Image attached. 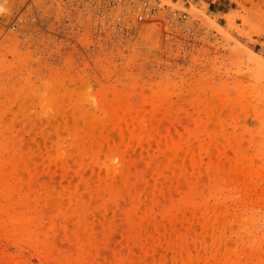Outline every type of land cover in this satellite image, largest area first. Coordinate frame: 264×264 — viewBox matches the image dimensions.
Wrapping results in <instances>:
<instances>
[{"label": "rangeland", "instance_id": "obj_1", "mask_svg": "<svg viewBox=\"0 0 264 264\" xmlns=\"http://www.w3.org/2000/svg\"><path fill=\"white\" fill-rule=\"evenodd\" d=\"M21 2L29 3L25 17L36 12L35 22L19 30L0 22V264H14L10 257L20 264H81L73 236L78 232L88 243L91 264H175L182 233L205 240L203 246L190 243L192 255L200 257L192 264H264V0H0L5 24L12 20L14 4ZM146 3L149 16L139 19ZM144 95L152 100L161 96L171 106L170 116L180 117L182 126L194 133L198 120L209 121V129L220 136L216 145L206 138L214 156H205L203 173L193 175L200 191L197 201L204 208L198 221L192 222L191 207L173 210H178L179 222L161 221L160 209L167 200L179 197L190 184L169 182L164 193H157L152 159L143 146L133 145L131 160L127 158L134 168L130 180L111 181L121 190L117 209L105 201L107 191L94 198L92 185L81 199L84 193L75 187L82 178L74 169L77 161L90 163L88 154L96 151L98 141L108 152L120 139L113 124L106 127L84 110L101 107L106 100L138 105ZM165 117L159 113L155 123L162 135L171 137L175 124L163 121ZM68 123L81 128L77 148L70 145ZM61 140L73 153L65 159L70 161L66 171L46 157ZM158 144L153 143V160L170 163ZM194 145L200 148L196 140ZM169 153L174 154L173 173L184 158ZM89 170L85 173L93 175ZM139 196L141 210H136ZM67 198L87 200L88 219L76 206L60 213L59 205L65 206ZM151 202L153 217L144 218ZM30 204L43 210L44 233L66 255L44 259L21 223L12 221L16 216L35 223ZM51 218L56 219V232L49 227ZM101 221L107 222L103 228ZM94 229L97 238L90 235ZM168 231L173 238L159 240ZM138 233L147 239L137 238L133 244L129 238ZM121 254L125 261L132 259L117 261Z\"/></svg>", "mask_w": 264, "mask_h": 264}, {"label": "bare ground", "instance_id": "obj_2", "mask_svg": "<svg viewBox=\"0 0 264 264\" xmlns=\"http://www.w3.org/2000/svg\"><path fill=\"white\" fill-rule=\"evenodd\" d=\"M254 57H258V56L254 55ZM259 60H260V58H259ZM160 95L163 97V95H165V94H160ZM161 96H157L156 97L157 99L152 100V98H148L147 96L144 95L143 102H141L138 105H134L132 103L124 105L121 101H120V103L117 102V104H116V102L110 104L108 102V100H106L108 103L105 102V105H102L101 107H98V108L93 107V108H86V109L84 108L85 110L83 109L84 111H86L87 115L92 117V120L100 119L101 124L106 126V127L110 124H113L116 128V131L119 133L120 139L118 142L119 144H113V143L111 144L110 151H108V152H106V148H104V145H102V143L100 144L98 141V143L96 144V145H98L97 148L92 147L93 149H96V151L95 150L93 151V149H92L93 152H91V154L88 152L90 155L87 153L88 156L91 158L90 159L91 161L88 164L82 163L83 161H81V162L79 161L80 162L79 163L77 161V158L75 159L77 161V165L72 163L75 165V166L74 165H72V166H74V169L78 173H81V177H82L80 183H78L75 187L77 188L79 193H81L83 191L84 194L82 193L83 194L82 197L83 196L86 197L85 196L86 193L89 192V190H91L92 187H95V186H96L95 187L96 190L95 189L94 190L96 191L95 192L96 194H94V192L92 191L93 189L91 190V192L93 193V194L92 193L91 194L94 196V198H96V196L98 197L97 194H98V192L100 194L101 190L107 191L109 194L108 195L109 200L107 199L105 201H108V202L110 201V203L113 204V209H114V207L117 209V207H120V205H121V203L118 201V199L121 198V195L119 194V190H120L119 188L120 187L116 184L114 185V183L112 184L111 181L112 180H115V181L118 180V177L119 178L125 177L127 182L130 180V177H131L132 171H133L132 170L133 164H132V166L127 165L128 161H129L128 159H130L128 156L132 155L131 152L133 150V145L134 146L137 145L138 147L143 146V148H145V150H146V154L152 159L151 165L154 168L153 170L155 171L154 182H155V186L157 189L156 190L157 193L158 192L164 193L163 185L168 184L169 182L176 184L178 187L179 186L181 187L184 182H189V184H190V186L188 188L182 190L181 195L179 197L173 196L169 200H167L166 205H164L163 208L160 209L161 210L160 214L162 217V218L160 217L162 219L161 221H163V222L167 221L170 223L179 222L180 218L178 216L179 213L177 211L179 210V208H182V207L193 208L192 222L198 221L199 218H201L200 212H204L203 211L204 208L202 206H200L199 202L197 201V197L200 194V191H199L196 180H194V178H193V175H198V174L203 173V161L202 160L205 156H208V157L214 156L213 152L210 150V148H208V145L205 143L206 138H211V141L214 145H216L217 143H220L221 141L217 142V139H218L217 136L218 135H216V134H218V133H216V132L212 133V131H211L212 128L209 129V127H208V125H210V123H208L209 121L208 122H203V121L200 122L198 120L197 127H198L199 131L196 133L193 132V130H192V128H190V126L189 127L186 126V124H185V126H182V123L180 122L182 120L179 121L180 117H179V119H177L178 116H176V118H173V116H170V114H171L170 111L172 110L171 106L169 107L167 104L165 105V103H163L161 101V99H162ZM120 97H122V96H119V97L117 96L116 98L120 99ZM149 104H151L152 107H149L148 106ZM97 110L100 111L103 115H101V116L97 115V113H96ZM162 112L166 114V117L162 119L163 121L164 120L165 121L170 120L175 124V130L173 131L171 137H168L165 134L162 135L160 133L159 126L155 123L156 116ZM67 122L68 121H66V123ZM79 123H80V121H79ZM66 125L70 131L71 137L73 138V140L71 139L72 143H70V141H69V143L71 146H73L72 148L75 147L74 145H77L76 146V148H77L78 144L80 145L79 137H83V135L80 136V134H82L81 128L77 124L75 125V124H69L68 123ZM180 127H182V128H180ZM154 130H156L158 132L154 133ZM209 131H211V132H209ZM92 134H93V132L90 133V135H92ZM218 137H220V136H218ZM220 139L221 138H219V140ZM156 140L159 142L158 147H157L159 153L169 157L170 161H171L170 163H168V164L157 163L156 161L153 160V158H154L153 154H152L153 147H154L153 143ZM195 140L199 142L200 148L195 147V145H194ZM59 142L60 143L62 142V144L57 143L55 152L49 153V152H51L49 150V152L46 153V157H47V159H48V157H50L52 159L51 164H53V166L55 165L56 169L58 167V168H60L62 170L64 169L66 171L65 168H67V166H70L67 164L70 161L65 160V159L68 158L67 156L73 155V153L71 152L72 153L71 154L70 152L66 151L67 149H65L66 148V147H64L65 145L63 146V143L66 144L65 140L64 141L61 140ZM108 143H110V142H108ZM165 145H166V147H165ZM71 146H68L69 149ZM94 147H95V145H94ZM69 149H68V151H70ZM145 150H144V152H145ZM169 150L174 151V153H176L177 156L184 158L183 164H181V166L179 167L180 169L174 170L173 173L170 172V169L172 167L171 166L172 163H174V161H173L174 154H172V153L170 154ZM72 151H73V149H72ZM73 152H75V151H73ZM100 153H103L104 157H101L102 155L100 156ZM220 154H221V156H227L228 151L227 150H221ZM21 158H25L24 155H22ZM71 158H72V156H70L69 159H71ZM38 161H39V159H38ZM67 161H69V162H67ZM37 163H39L40 166L47 164L46 162H44V164H40V162H37ZM51 167H52V165H51ZM87 169H90L92 171L90 174H93L97 177V179L94 178L95 184L91 181V179H93L92 178L93 175L89 174L90 176H88V171L85 173V171ZM164 170H168L169 173L165 174ZM85 174H87L88 177ZM214 183H215V181H214V179H212L211 184L213 185ZM92 185H95V186H92ZM116 186H118V190L116 189ZM86 190H87V192L85 193ZM120 192H121V190H120ZM159 194H157V195H159ZM82 197H81V199H84V197L83 198ZM140 198H141V196L137 197L134 200L133 208H135L136 210H141V206L139 205V199ZM37 199H40V198H37ZM81 199L76 200L75 198H70V199L67 198L65 201L67 203L66 204L67 206L62 205V204H64V202H63L59 205L58 210L60 211V213H62L65 211L64 210L65 207L70 208V206H76L77 209L79 210L78 212L80 213V215L81 214L83 215V213L80 211L84 210V214L86 213L84 206L87 204L84 202L87 200H85L83 202V200H81ZM148 201H149V199L147 200V202ZM150 204L151 205H149L147 207V209L145 210V212L143 214L144 218L151 219L153 217V210H154L153 205L155 203L151 202ZM30 206H31L30 209L33 210V213H34L35 223H31V222L27 221L26 217L19 218L16 216H14L12 221L14 223H16L18 221L21 223L22 229L31 236V239L33 240L35 247L40 252V254H42L44 259H46V260L58 259L59 255H64V254L66 255L67 250L57 247L55 239L51 238V235H49L48 233L47 234L44 233V231H47V229H46V225H45V218H44L45 214L43 213V210H39L38 206L35 204H30ZM105 206H106V203L104 204V200H103V207H105ZM110 206H112V205H110ZM175 209H178V210L175 211L176 213L174 212L175 213L174 214L173 210H175ZM106 210H108V209L106 208ZM181 210H179V212ZM104 213L105 212H103V214ZM67 215H69V214L67 213ZM103 216L105 217L107 215H103ZM86 217H87V215L85 216V218ZM104 217H102V218L104 219ZM97 218L99 219L100 217H97ZM105 218H107V217H105ZM181 218H183V217H181ZM86 219H88V218H86ZM99 220H101V218ZM104 220H106V219H104ZM129 221L131 223H133V221L130 218H129ZM100 223H102L101 225L107 224V222L104 223L103 221H101ZM142 223H140V225ZM160 223H162V222H160ZM101 225L98 224V226H101ZM49 227L53 231H55V232L57 231L56 219L51 218L49 220ZM103 227H104V225L102 226V228ZM78 230L79 229H77V231ZM95 230L97 231V229H94L93 231H91V233H90L91 237L93 235L97 236L96 234L92 233V232L95 233ZM98 230H99V227H98ZM169 232L170 231H168V233L166 232L164 234V237L161 236L162 239L159 237L160 238L159 240L170 241V238L172 237V235H169ZM100 233H104V232H100ZM73 236H75L74 238H76L75 242L78 243V244H75V246H76L75 250L80 254V263L81 264L93 263L94 261L89 254V246L86 245L88 243H85L82 240V236L79 235V232L77 234L74 233ZM73 236H71V239L73 238ZM95 236H93V237L97 238ZM180 236H181L180 240L182 239V243L178 248H176L177 253H176V256L174 257L173 262H175V264H187L190 261V263H188V264H192V262L193 261L195 262L196 259H200L199 255H195V256L192 255V247H189V245H190V243H196V245L199 243H202V246H203L205 243V240L199 235L196 238L194 237L195 240H193L192 236L189 235L188 233H184V234L182 233ZM144 237L146 238V236H144ZM144 237L142 238L141 234L138 233L135 235H131L129 238V241L132 242L134 240L133 244H135V242L137 241L136 240L137 238H140V240H145ZM100 238L102 239L101 236H100ZM96 240H98V239H96ZM103 240H104V242L106 241V239H102L101 241L103 242ZM93 242H95V241L93 240ZM217 244L218 243H216L215 245L212 246L213 251H212V256L210 258H213V259L216 258L215 251L217 249L216 248ZM102 246L104 247L105 245H102ZM97 247L100 248L101 245H100V247H99V245ZM118 254L119 253H117V255ZM130 257H128V258L132 259ZM10 258L14 264H20L21 263V261L17 258H12V257H10ZM187 258L189 261H187ZM228 259L229 258H226V260H228ZM94 260L96 262V259H94ZM128 260L125 261V257L124 256L122 257V254H121V255H119V259L117 261L128 262ZM104 262H106V261H104ZM104 262L102 263V262L98 261L96 263L97 264H100V263L105 264ZM123 263H121V264H123ZM128 263L134 264V262H132V261H129ZM213 263H214V261L212 260V264ZM172 264H174V263H172Z\"/></svg>", "mask_w": 264, "mask_h": 264}, {"label": "built area", "instance_id": "obj_3", "mask_svg": "<svg viewBox=\"0 0 264 264\" xmlns=\"http://www.w3.org/2000/svg\"><path fill=\"white\" fill-rule=\"evenodd\" d=\"M11 1H16V0H11ZM18 1V0H17ZM145 7L143 8V14L139 17V19H142L143 16H149L148 11V5L147 3L144 5ZM14 10H13V16H12V20L5 24V17L0 18L1 21L3 23V27L6 29H12V30H19V28L22 26H26L29 25V23L31 22H35L37 20V18L34 16L36 14V12L34 13V15L31 13L30 16L33 17H25V13H29L30 8H29V3L26 2H21V4L19 6L14 4ZM39 14V11H38Z\"/></svg>", "mask_w": 264, "mask_h": 264}]
</instances>
